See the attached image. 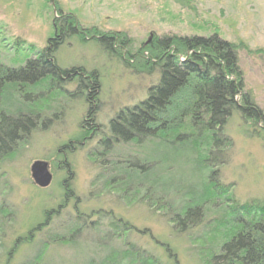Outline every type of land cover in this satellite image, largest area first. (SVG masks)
<instances>
[{
	"label": "rangeland",
	"instance_id": "obj_1",
	"mask_svg": "<svg viewBox=\"0 0 264 264\" xmlns=\"http://www.w3.org/2000/svg\"><path fill=\"white\" fill-rule=\"evenodd\" d=\"M67 15L74 17L82 29L126 35L131 54H137L153 37L217 33L238 46L245 89L264 111V0H189V7H182L174 0H0V64L23 65L32 57L27 48H45L49 39L57 35V18ZM55 57L61 69L97 72L99 91L93 122L104 129L118 111L145 100L148 89L159 79L156 70L148 75L140 68L141 58L130 60L127 66L91 37L81 39L72 35L59 47ZM76 88L77 81L63 90L50 91L45 87L35 94L37 100L32 102L16 94L5 95L6 109L15 110L24 104L44 113L45 122L44 128L36 130L15 152L0 158V206L4 214L11 216L3 227L6 235L0 240L6 248H11L14 240L29 237L31 229L44 220L45 214L63 202L65 161L72 171L67 187L73 191V199L59 212L55 223L73 219L76 210L89 214L101 209L129 222L135 230L122 234L119 240L107 241L103 239L104 233H109L104 223L97 231L81 232L71 243L47 245L41 263L115 264L110 259L109 246L124 248L125 241L162 257L163 261L166 254L161 245L171 249L178 264H206L212 251L210 238L203 237L202 232L203 225L217 216L212 211L197 229L180 234L162 213H154L135 199H121L114 187H109L104 197H95L99 190L92 184L98 171L89 154L95 140H86L89 135L84 120L88 103L86 93L78 94ZM50 121L53 123L49 124ZM246 130L239 113L233 112L224 126L231 148L227 155H219L220 162L226 161L219 165V181L230 187L240 203L264 200V135L250 137ZM119 149L122 154L134 151L130 160L133 167L126 163L121 166V170L130 171L127 177L131 180L127 184L150 190L154 198L164 190L166 203L175 206L197 186V167L188 164L176 147L145 144L134 149L132 145L122 144ZM36 162L47 163L52 175L46 188L33 183L30 170ZM178 189L181 193L175 195L173 192ZM55 223L51 229L56 227ZM59 234V237L69 236L64 231ZM41 236L35 235L32 245L18 248L13 264L36 255ZM3 254L0 249V264L5 260ZM119 264L125 261L119 258Z\"/></svg>",
	"mask_w": 264,
	"mask_h": 264
},
{
	"label": "trees",
	"instance_id": "obj_2",
	"mask_svg": "<svg viewBox=\"0 0 264 264\" xmlns=\"http://www.w3.org/2000/svg\"><path fill=\"white\" fill-rule=\"evenodd\" d=\"M174 1L189 7V0ZM55 31L57 35L49 39L45 48H27L32 57L23 65L8 67L0 64V158L15 152L36 130L43 129L45 122L44 113L24 104L15 110L6 109L5 95L16 94L20 99L32 102L37 100L35 94L45 87L50 91L63 90L67 84L77 81L76 91L78 94L85 92L88 103L84 120L86 132L89 136L93 132L86 140H95L89 152L98 171L92 184L99 190L95 197H104L105 191L114 187L121 199H135L154 213H162L172 229L180 234L197 229L212 211L217 216L204 223L203 228L208 230L202 232L203 237L210 238L212 251L206 264H264V200L240 203L230 187L219 181V165L226 163L225 160L220 162L219 155H227L231 148V140L224 134V126L231 114L239 113L247 126L248 136L264 135V111L245 89L238 46L217 33L172 35L150 38L137 54H131V43L126 35L82 29L69 15L57 18ZM72 35H79L81 39L91 37L109 55L127 66L130 60L139 57V66L148 75L154 70L159 74L157 83L148 89L147 98L118 111L105 129L93 122L99 91L97 72L86 73L79 68L64 70L57 65L56 52ZM122 144L132 145L134 149L145 144L176 147L185 155L188 164L197 167L196 188L174 206L166 203L164 190L154 198L150 190L128 185L130 171L127 168L121 170V166L126 163L133 167L130 160L134 151L122 154L119 149ZM65 168L63 202L56 210L45 214L44 220L31 229L29 237L14 240L11 248H6L0 240V249L5 256L1 264H13L16 250L22 245H32L35 235H42L38 253L19 264H44L41 263L44 247L71 243L81 236V232L97 231L104 223L109 233L105 232L103 239L107 241L119 240L122 234L135 230L129 222L101 209L89 214L76 210L73 219L55 223L59 212L73 199V191L67 187L72 171L67 163ZM173 193L180 194L181 190ZM73 207L75 210L77 199ZM2 210L0 238L5 237L3 227L11 217ZM53 223L56 227L51 229ZM62 231L69 236L59 237ZM123 245L124 248L116 249L109 246L110 259L115 264H119V258L125 264H178L175 254L167 246L160 244L166 254L165 262L162 257L134 244L124 241Z\"/></svg>",
	"mask_w": 264,
	"mask_h": 264
},
{
	"label": "water",
	"instance_id": "obj_3",
	"mask_svg": "<svg viewBox=\"0 0 264 264\" xmlns=\"http://www.w3.org/2000/svg\"><path fill=\"white\" fill-rule=\"evenodd\" d=\"M31 177L33 183L39 188H46L52 181V175L48 171V165L45 162H36L31 167Z\"/></svg>",
	"mask_w": 264,
	"mask_h": 264
},
{
	"label": "flooded vegetation",
	"instance_id": "obj_4",
	"mask_svg": "<svg viewBox=\"0 0 264 264\" xmlns=\"http://www.w3.org/2000/svg\"><path fill=\"white\" fill-rule=\"evenodd\" d=\"M86 130H88L87 128H86ZM92 135H93V132L92 133H90V136H88L87 138L89 139V138H91L92 137ZM64 162V166L66 165V163H65V161H63ZM49 171V170H48ZM51 174V173H50Z\"/></svg>",
	"mask_w": 264,
	"mask_h": 264
}]
</instances>
